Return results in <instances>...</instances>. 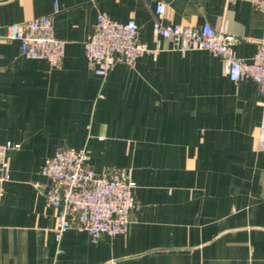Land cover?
Here are the masks:
<instances>
[{"label": "crops", "instance_id": "obj_1", "mask_svg": "<svg viewBox=\"0 0 264 264\" xmlns=\"http://www.w3.org/2000/svg\"><path fill=\"white\" fill-rule=\"evenodd\" d=\"M0 0V143L11 175L0 199V264H264V101L251 78L230 80L220 56L181 53L163 24L225 25L250 60L264 39L251 0ZM57 10L55 11V6ZM52 14L58 65L24 56L7 25ZM100 15L134 19L157 53L101 78L85 53ZM86 147L96 173L130 170L137 207L125 234L86 230L56 240L58 209L41 172L61 147Z\"/></svg>", "mask_w": 264, "mask_h": 264}, {"label": "built area", "instance_id": "obj_2", "mask_svg": "<svg viewBox=\"0 0 264 264\" xmlns=\"http://www.w3.org/2000/svg\"><path fill=\"white\" fill-rule=\"evenodd\" d=\"M156 13L162 16L168 4L156 0ZM252 5L264 11V0H251ZM57 5L55 6V11ZM139 26L134 19L115 21L100 15L84 47L88 61L101 78L107 77L118 63L133 65L146 53H157L138 38ZM153 32L169 39L172 49L181 53L190 50H207L221 57L231 81L238 83L246 78L256 82L264 101V39L250 60L238 56L235 44L238 37L225 25L214 27L209 22L201 24L165 25L156 19ZM7 37L20 42L24 56L45 59L58 65L65 55V41L55 34L52 14L37 16L7 25ZM259 148L264 149V112L258 138ZM19 144L11 141L0 143V199L4 184L11 175L6 167L8 151ZM51 180L45 193L47 205L58 209L56 240L60 243L69 229L86 230L94 241L106 235L125 234L129 230L132 212L137 207L134 180L130 170L112 169L96 173L89 165L86 147L75 149L61 147L48 157L41 169Z\"/></svg>", "mask_w": 264, "mask_h": 264}]
</instances>
